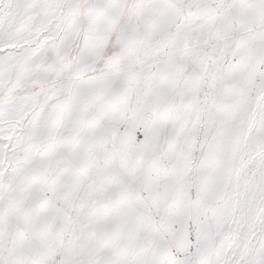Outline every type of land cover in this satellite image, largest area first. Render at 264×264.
Instances as JSON below:
<instances>
[{"label":"snow or ice","instance_id":"1","mask_svg":"<svg viewBox=\"0 0 264 264\" xmlns=\"http://www.w3.org/2000/svg\"><path fill=\"white\" fill-rule=\"evenodd\" d=\"M0 264H264V0H0Z\"/></svg>","mask_w":264,"mask_h":264}]
</instances>
